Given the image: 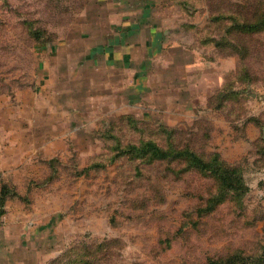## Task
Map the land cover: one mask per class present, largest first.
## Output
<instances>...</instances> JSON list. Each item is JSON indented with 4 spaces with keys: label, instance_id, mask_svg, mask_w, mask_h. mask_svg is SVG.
I'll use <instances>...</instances> for the list:
<instances>
[{
    "label": "rangeland",
    "instance_id": "1",
    "mask_svg": "<svg viewBox=\"0 0 264 264\" xmlns=\"http://www.w3.org/2000/svg\"><path fill=\"white\" fill-rule=\"evenodd\" d=\"M263 13L0 0V264H264ZM145 141L217 157L244 191L129 153Z\"/></svg>",
    "mask_w": 264,
    "mask_h": 264
},
{
    "label": "trees",
    "instance_id": "2",
    "mask_svg": "<svg viewBox=\"0 0 264 264\" xmlns=\"http://www.w3.org/2000/svg\"><path fill=\"white\" fill-rule=\"evenodd\" d=\"M258 19L259 21L256 23L245 25V27L254 28L255 31L264 29V13ZM129 27L127 28L129 29ZM128 147L129 153L136 154L141 160H145V158L149 159V162L181 159L187 163L188 167L213 175L218 180L223 191H233L234 193L244 191L240 172L234 168H223L217 157L213 158L210 162H205L187 149H163L152 141L141 142L138 145H128Z\"/></svg>",
    "mask_w": 264,
    "mask_h": 264
}]
</instances>
